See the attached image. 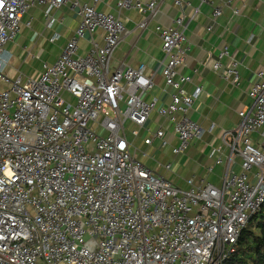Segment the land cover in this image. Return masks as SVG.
I'll return each instance as SVG.
<instances>
[{
	"label": "built area",
	"instance_id": "built-area-1",
	"mask_svg": "<svg viewBox=\"0 0 264 264\" xmlns=\"http://www.w3.org/2000/svg\"><path fill=\"white\" fill-rule=\"evenodd\" d=\"M158 1L120 0L117 6L152 16ZM99 2L0 0V264H222L264 205V72L249 89L251 105L238 111L237 125L222 131L221 147L210 151L214 164L206 173L220 166L219 185L192 176L179 187L136 159L133 140L152 114L171 127L174 157L203 138V128L189 116L202 89L187 92L191 78L179 72L188 53L186 22L198 9L187 19L179 15L172 27H155L161 75L172 90L170 102L157 107L142 98L154 86L143 64L110 70L124 25L97 11ZM66 3L80 20L55 61L43 64L37 79L7 76L5 46L18 35L25 13L47 6L51 28L49 11ZM185 3L173 0L179 10ZM220 15L213 6L212 17ZM146 25L144 20L139 27ZM97 31L101 46L93 40ZM85 35L91 47L79 55ZM239 65L223 46L211 70L237 88ZM147 132L145 147L154 140L159 150L167 146L165 130ZM156 165L172 173L171 164Z\"/></svg>",
	"mask_w": 264,
	"mask_h": 264
},
{
	"label": "crops",
	"instance_id": "crops-1",
	"mask_svg": "<svg viewBox=\"0 0 264 264\" xmlns=\"http://www.w3.org/2000/svg\"><path fill=\"white\" fill-rule=\"evenodd\" d=\"M78 1L93 4L92 0ZM119 1L100 0L96 5L97 11L118 16L124 25L122 38L109 62L110 70L121 65L137 68L143 64L145 74L151 77L154 86L142 98L148 102L155 101L157 107L170 102L172 90L165 88L161 75L164 57L155 27H172L179 15L183 14L187 19L198 9L195 18L186 22L184 35L188 53L179 72L191 78V82L184 86L187 92L192 91L194 87L202 89L200 97L192 105L189 116L203 128V138L190 146L183 155L174 157L171 148L177 145V141L171 127L164 119L152 114L145 128L140 130L133 142L138 149L136 156L142 155L148 149L159 151L158 140H154L153 145L147 148L142 139L148 136L147 129L153 132L162 128L165 130L167 146L160 149V152L165 150L167 153L164 156L165 162L174 158L171 171L177 174L169 175L157 165L151 169L170 178L173 184L182 188L185 187L183 179L192 176L204 177L212 184L219 185L218 177L222 173L220 166H215L212 173H206V167L214 164V156H211L210 151L212 147H221L222 131L231 130L237 125L238 111L251 105L249 89L257 81V73L264 72V0H208L213 6L221 9V15L215 19L212 17L213 6L200 3V0H186L182 10L174 6L173 0H160L157 11L152 16L148 13L139 14L132 8L119 9ZM149 1L151 0H142L144 3ZM226 2L229 8L224 5ZM233 9L238 10L239 14L233 15ZM46 10L45 5L31 7L22 18L18 35L5 46L9 62L4 72L10 78L21 75L37 79L42 73L43 64H52L73 36L80 20L76 8L66 3L57 9H51V28H46ZM144 20L147 25L142 29L139 24ZM26 23H29V26ZM93 40L101 46L102 33H94ZM223 46H227L230 55L240 63V84L237 88L211 70V65ZM90 47V36L85 35L78 42V54L84 55ZM221 63L225 64L226 59L223 58ZM222 152L226 154L224 147ZM236 171L239 172V169Z\"/></svg>",
	"mask_w": 264,
	"mask_h": 264
},
{
	"label": "trees",
	"instance_id": "trees-1",
	"mask_svg": "<svg viewBox=\"0 0 264 264\" xmlns=\"http://www.w3.org/2000/svg\"><path fill=\"white\" fill-rule=\"evenodd\" d=\"M222 264H264V205L241 230L234 252Z\"/></svg>",
	"mask_w": 264,
	"mask_h": 264
},
{
	"label": "rangeland",
	"instance_id": "rangeland-1",
	"mask_svg": "<svg viewBox=\"0 0 264 264\" xmlns=\"http://www.w3.org/2000/svg\"><path fill=\"white\" fill-rule=\"evenodd\" d=\"M65 97H66V95H65ZM253 136H255V135H253ZM129 138H131V137H129ZM166 154L167 153L165 152V150H163V151L160 152V150L158 151V149H156V150H154V149H148L147 150V155H148L149 158L148 157H143L140 154H137V156L135 155V157H136L137 160H140L146 167H148V168L151 169V167H156V162L157 163H161L163 165L172 164L173 161H174V158L173 159L170 158V160L169 161H166V162L164 161V156ZM172 173H173V176L175 174H177V173H174V171H172ZM169 175H172V174L169 173ZM181 178H184V177H181Z\"/></svg>",
	"mask_w": 264,
	"mask_h": 264
}]
</instances>
